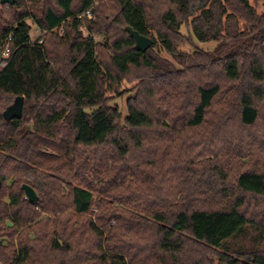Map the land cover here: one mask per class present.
Masks as SVG:
<instances>
[{
  "label": "trees",
  "instance_id": "1",
  "mask_svg": "<svg viewBox=\"0 0 264 264\" xmlns=\"http://www.w3.org/2000/svg\"><path fill=\"white\" fill-rule=\"evenodd\" d=\"M127 26L153 44L136 49ZM184 26L214 49L182 50ZM10 34L0 264H264V13L250 0L0 2V44Z\"/></svg>",
  "mask_w": 264,
  "mask_h": 264
},
{
  "label": "rangeland",
  "instance_id": "2",
  "mask_svg": "<svg viewBox=\"0 0 264 264\" xmlns=\"http://www.w3.org/2000/svg\"><path fill=\"white\" fill-rule=\"evenodd\" d=\"M250 2L255 5L258 13H260V14L264 13V1H260L258 4H255L254 0H250ZM27 21L31 25V37L38 36L41 29L37 25L34 24L33 19L29 18ZM182 32L185 35L187 34V36L189 37L188 38L189 41H186V42L181 44L180 47L182 50L191 51L192 49H194L195 46L201 47V48L206 49V50H212L216 46V42H214V41L201 42V41H198L196 38H192V37L190 38L188 28L186 26L182 27ZM96 39H97V41H102L104 38H103V36H97ZM162 55L164 57L172 59V56L170 54H168L167 52H165L164 50L162 51ZM0 67H2L1 62H0ZM132 86L133 85L131 83L125 82L123 84V86L121 87V90H120L121 94H115V96L111 100V104L118 107L121 110L123 118L128 115L127 101H128V98L130 97V95L133 94V91L130 90V88ZM94 210L97 211L96 208Z\"/></svg>",
  "mask_w": 264,
  "mask_h": 264
},
{
  "label": "water",
  "instance_id": "3",
  "mask_svg": "<svg viewBox=\"0 0 264 264\" xmlns=\"http://www.w3.org/2000/svg\"><path fill=\"white\" fill-rule=\"evenodd\" d=\"M14 1L15 0H0L1 3H14ZM126 29L135 39L136 49L140 51H146L153 44V39L151 37L141 34L139 31L133 29L131 26H127ZM24 104H25V96L23 95L17 96L14 102L4 110L3 115L5 119L12 120L14 118H21L24 113ZM23 189L25 190L27 198L31 202H36L38 200V194L31 185L25 183L23 184Z\"/></svg>",
  "mask_w": 264,
  "mask_h": 264
},
{
  "label": "built area",
  "instance_id": "4",
  "mask_svg": "<svg viewBox=\"0 0 264 264\" xmlns=\"http://www.w3.org/2000/svg\"><path fill=\"white\" fill-rule=\"evenodd\" d=\"M86 14L89 18H92V12L90 10L86 11ZM63 31V30H62ZM43 34L44 32L41 30L39 35L36 37H31V41L35 42L38 41L39 43L43 42ZM13 39V35L10 34L3 43L0 44V62L2 67L5 68L9 63V58L11 55V42Z\"/></svg>",
  "mask_w": 264,
  "mask_h": 264
}]
</instances>
